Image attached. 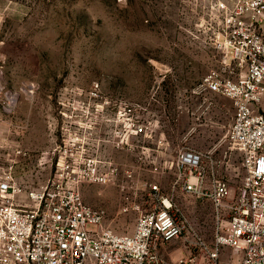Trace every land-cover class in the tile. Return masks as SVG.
I'll return each mask as SVG.
<instances>
[{
    "label": "rangeland",
    "instance_id": "rangeland-1",
    "mask_svg": "<svg viewBox=\"0 0 264 264\" xmlns=\"http://www.w3.org/2000/svg\"><path fill=\"white\" fill-rule=\"evenodd\" d=\"M210 10L194 0H0V182L44 184L55 173L56 148L76 137L89 155L138 166L141 148H113L109 134L121 104L140 105L155 132L134 145L150 149L157 162L173 161L183 148L200 150L208 170L230 186L228 201L236 200L246 174L228 140L233 102L197 90L222 69L212 32L200 26ZM160 142L165 156L153 152ZM137 181H161L168 190L173 178L146 174ZM81 192L89 205L107 210L115 231L132 230L137 215L118 214L117 184L86 183ZM176 196L190 230L162 246L163 256L174 264H212L198 244L210 246L220 225L212 203ZM227 221L225 213L221 224ZM237 258L224 249L219 264Z\"/></svg>",
    "mask_w": 264,
    "mask_h": 264
},
{
    "label": "built area",
    "instance_id": "built-area-1",
    "mask_svg": "<svg viewBox=\"0 0 264 264\" xmlns=\"http://www.w3.org/2000/svg\"><path fill=\"white\" fill-rule=\"evenodd\" d=\"M194 1L211 9L200 26L212 32L222 65L197 90L228 97L235 108L228 140L246 174L236 200L228 201L230 186L208 170L200 150L183 148L173 161L157 162L150 149L134 145L155 130L140 117L144 108L121 104L123 111L111 120L110 144L128 152L140 147L138 166L122 168L100 159L98 151L89 155L84 139L76 137L56 148L55 173L44 184L26 189L13 177L0 182V264H174L161 248L190 230L178 191L211 202L216 211L220 225L213 243L198 241L212 264H219L224 249L238 256L231 264H264V0ZM166 149L160 142L153 152L165 156ZM146 174L173 182L168 190L161 181L139 183ZM86 183L117 184L125 202L118 214L137 215L130 232L115 231L107 210L84 200ZM225 213L228 221L221 224Z\"/></svg>",
    "mask_w": 264,
    "mask_h": 264
}]
</instances>
